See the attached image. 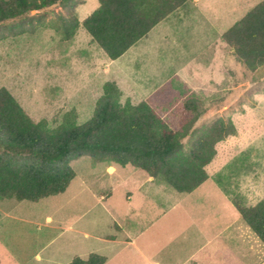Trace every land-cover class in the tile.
I'll use <instances>...</instances> for the list:
<instances>
[{"label":"rangeland","instance_id":"374dc122","mask_svg":"<svg viewBox=\"0 0 264 264\" xmlns=\"http://www.w3.org/2000/svg\"><path fill=\"white\" fill-rule=\"evenodd\" d=\"M95 5L87 0L77 7L79 21ZM52 18L50 13L42 15L47 24ZM195 21L190 14L184 24L170 25L166 36L160 34L146 43L139 55L151 62L130 66L129 76L146 81L147 86L136 92L173 131L188 129L197 111L202 112L188 129L184 145L193 140L192 131L219 117H230L236 134L215 145L207 174L212 177L216 162L234 156L239 157L240 173L247 172L253 165L248 161L254 158L252 171L261 181L264 66L244 73L215 31L193 30ZM153 37L149 34L148 39ZM109 61L81 25L71 40H62L51 27H41L34 34L0 41V87L8 89L35 122L45 119L54 127L65 111L75 108L80 125L92 116L103 83L112 80L111 70L104 68ZM188 101H199L201 106L187 112L183 106ZM101 164L89 156L71 160L75 176L61 193L36 201L0 199V264H66L89 253L107 256L105 264H184L196 246L189 205L191 199L203 197V186L187 194L158 180L144 183L145 173L131 165L119 168L117 185L93 170ZM234 167L230 163L219 176L222 182L229 183L232 172L240 169ZM140 183L144 185L138 189ZM100 195L106 199L100 200ZM112 235L127 243L100 240ZM136 246L150 263L140 258Z\"/></svg>","mask_w":264,"mask_h":264},{"label":"trees","instance_id":"16d2710c","mask_svg":"<svg viewBox=\"0 0 264 264\" xmlns=\"http://www.w3.org/2000/svg\"><path fill=\"white\" fill-rule=\"evenodd\" d=\"M184 2L99 0L98 6L79 21L76 9L84 0H0V41L34 34L41 27H51L62 40H71L81 25L106 57L114 60ZM56 7L60 9L55 11ZM46 13L53 16L49 24L42 20ZM220 40L232 50L244 73L264 66V0L226 29ZM121 96L116 82L107 80L87 121L77 124L76 109L71 108L50 127L45 119L33 121L9 90L0 87V199L36 201L63 192L75 176L70 161L82 156L96 162L131 165L153 180L188 193L207 179L205 166L216 153L215 145L236 134L232 119L219 117L192 131L193 140L184 145L183 139L201 111L193 116L188 129L173 131L150 102H121ZM200 106L199 101H188L183 110ZM222 188L264 246V197L247 205L240 194L231 195ZM105 261L106 256L89 253L85 258L74 256L66 264Z\"/></svg>","mask_w":264,"mask_h":264},{"label":"crops","instance_id":"0c3cea01","mask_svg":"<svg viewBox=\"0 0 264 264\" xmlns=\"http://www.w3.org/2000/svg\"><path fill=\"white\" fill-rule=\"evenodd\" d=\"M86 1L87 0H84V3H86ZM260 1L261 0H186V2L168 13L151 27L147 34L142 37L145 38L143 43H141L142 41L140 40L142 38H140L118 58L114 60L108 58L110 61L104 65V68L107 71L111 70L110 74L112 75V80L116 82L122 92L121 97L124 96L125 100H130L132 104H137L144 99L140 98L136 91L145 88L147 83L142 80V78L135 79L130 77L129 73H133V71L129 68L130 66H136L137 62H140L142 66H146L151 62L149 59L142 58L139 55V51L146 43H153L155 38L157 39L160 34H165L166 36L167 31L170 30V25L173 26L174 22L184 24L190 14L194 16V20H198L197 22L195 21L196 23L193 30L206 34L205 31L207 32L212 29L220 38L221 34L226 29L243 17L247 11ZM93 3H96L95 6L97 7L99 0H93ZM89 13H87V15ZM149 34H154L152 40L148 39ZM231 51L232 50L229 52L232 57ZM238 158V156H234L228 160L220 159L215 163L214 175L211 177L207 174V179L197 187L203 186L202 193L204 195L201 199H191V204L189 205L190 221L195 225L194 228L196 229L195 235H193V241L196 243V246L183 261L184 264L264 263V246L242 221L240 214L231 202L229 196L220 186L221 183L223 184L224 182L220 180L219 176L223 174L230 163H233L235 164L234 169H240L232 172V176H230L228 180L229 183H224V185H226L225 188L229 190L230 194H240L247 205H254L264 197V178L261 179V181H257L256 173L252 171L257 162L252 158L248 161L253 164L251 166L252 168L248 169L247 172L240 173L241 164L237 160ZM101 163V165H95L93 170H97V173L106 175L107 178L111 180V183L115 181L117 185H119L118 172L121 171L119 168L124 166L110 162ZM93 170L92 168L90 169V174L94 173ZM226 174L230 173H225L224 175ZM133 176L136 178L140 177L137 173H133ZM153 181L152 177L145 176L144 183L152 184ZM80 184L83 183L81 182ZM143 185L144 184L137 186L138 189ZM144 193H147V191H144ZM126 197L129 198L130 195L126 193ZM99 199L103 201L106 197L100 195ZM100 240L112 243L115 241L127 243V241L117 240L115 235ZM136 250L142 260H145L146 263H150L143 249L136 246ZM107 260L106 256L105 263ZM151 264L160 263L154 261Z\"/></svg>","mask_w":264,"mask_h":264}]
</instances>
